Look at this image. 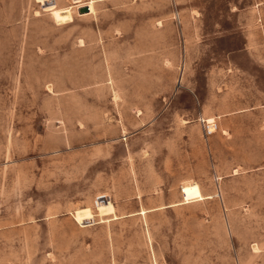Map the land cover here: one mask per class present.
Masks as SVG:
<instances>
[{
  "label": "rangeland",
  "instance_id": "rangeland-1",
  "mask_svg": "<svg viewBox=\"0 0 264 264\" xmlns=\"http://www.w3.org/2000/svg\"><path fill=\"white\" fill-rule=\"evenodd\" d=\"M0 264H264V0H0Z\"/></svg>",
  "mask_w": 264,
  "mask_h": 264
},
{
  "label": "bare ground",
  "instance_id": "bare-ground-1",
  "mask_svg": "<svg viewBox=\"0 0 264 264\" xmlns=\"http://www.w3.org/2000/svg\"><path fill=\"white\" fill-rule=\"evenodd\" d=\"M82 8V7H80ZM214 121L212 119H208V131L212 132L215 125ZM103 198V197H102ZM107 199V197H104ZM101 202L96 201V204H100ZM98 215L102 217H106L109 215H112L114 213V208L110 201H106L105 203H101L99 206H96ZM75 222L78 224L85 225L86 223L89 224L88 221H91L93 219V213L89 207L77 209L74 216H73Z\"/></svg>",
  "mask_w": 264,
  "mask_h": 264
},
{
  "label": "water",
  "instance_id": "water-1",
  "mask_svg": "<svg viewBox=\"0 0 264 264\" xmlns=\"http://www.w3.org/2000/svg\"><path fill=\"white\" fill-rule=\"evenodd\" d=\"M88 12V8L87 7H82L79 9V13L83 14V13H87Z\"/></svg>",
  "mask_w": 264,
  "mask_h": 264
},
{
  "label": "crops",
  "instance_id": "crops-1",
  "mask_svg": "<svg viewBox=\"0 0 264 264\" xmlns=\"http://www.w3.org/2000/svg\"><path fill=\"white\" fill-rule=\"evenodd\" d=\"M214 125V124H213Z\"/></svg>",
  "mask_w": 264,
  "mask_h": 264
}]
</instances>
